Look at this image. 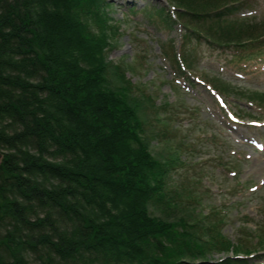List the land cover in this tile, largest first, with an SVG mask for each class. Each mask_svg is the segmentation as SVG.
I'll use <instances>...</instances> for the list:
<instances>
[{
	"label": "trees",
	"instance_id": "obj_1",
	"mask_svg": "<svg viewBox=\"0 0 264 264\" xmlns=\"http://www.w3.org/2000/svg\"><path fill=\"white\" fill-rule=\"evenodd\" d=\"M172 1L179 19L196 24L184 26L196 42L259 48L264 23L260 30L232 19L249 0ZM111 6L0 0V264H211L212 251L224 255L212 264H238L250 251L229 246L207 215L212 224L204 226L149 211L174 202L166 178L184 162L153 158L141 138L142 100L128 82L117 84L118 68L109 73Z\"/></svg>",
	"mask_w": 264,
	"mask_h": 264
},
{
	"label": "rangeland",
	"instance_id": "obj_2",
	"mask_svg": "<svg viewBox=\"0 0 264 264\" xmlns=\"http://www.w3.org/2000/svg\"><path fill=\"white\" fill-rule=\"evenodd\" d=\"M106 1L112 4L106 8L107 23L115 27L104 53L113 64L109 73H117L118 68L123 78H115L117 84L128 82L132 97L142 100L141 138L153 158L169 163L173 155L184 162L166 178L165 197L174 202L166 209L149 207L150 213L160 218L169 213L171 221L184 216L204 226L216 223L229 246L252 253H240L235 259L238 264H264V173L255 165L258 161L264 167V152L258 153L246 143L251 138L264 143V128L245 127L256 120L246 113H261L259 123L264 121L260 109L264 102L258 98L259 92H264V50L261 61L242 54L238 55L244 59H239L233 57V50H212L206 42H196V36L184 27L196 24L188 18L179 19L172 6L177 3L172 0ZM133 6L130 12L128 8ZM158 6L165 8L164 14L155 11ZM247 6L244 15L251 14L249 21L260 24L261 30L264 0H250ZM165 15L172 19L171 28ZM185 31L188 42H183ZM178 55L186 67L185 75L176 62ZM196 80L214 89L225 108L216 106L208 88ZM148 96L154 107L145 99ZM227 111L239 119L236 130L227 127ZM4 233L5 227L0 225V238ZM233 253L229 247L227 255ZM223 257L222 252L212 251L206 259L212 264ZM29 262L33 263V258Z\"/></svg>",
	"mask_w": 264,
	"mask_h": 264
},
{
	"label": "bare ground",
	"instance_id": "obj_3",
	"mask_svg": "<svg viewBox=\"0 0 264 264\" xmlns=\"http://www.w3.org/2000/svg\"><path fill=\"white\" fill-rule=\"evenodd\" d=\"M255 165L259 166V169H261V170H260L261 173H264V167H263L262 164H260L258 161H256V162H255Z\"/></svg>",
	"mask_w": 264,
	"mask_h": 264
}]
</instances>
